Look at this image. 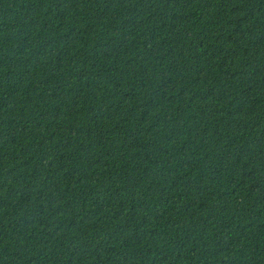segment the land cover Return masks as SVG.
Wrapping results in <instances>:
<instances>
[{"label": "trees", "instance_id": "16d2710c", "mask_svg": "<svg viewBox=\"0 0 264 264\" xmlns=\"http://www.w3.org/2000/svg\"><path fill=\"white\" fill-rule=\"evenodd\" d=\"M0 264H264V0H0Z\"/></svg>", "mask_w": 264, "mask_h": 264}]
</instances>
